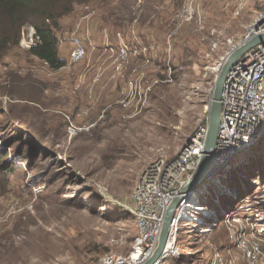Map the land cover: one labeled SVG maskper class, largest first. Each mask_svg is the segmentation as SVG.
Returning <instances> with one entry per match:
<instances>
[{
  "label": "rangeland",
  "instance_id": "obj_1",
  "mask_svg": "<svg viewBox=\"0 0 264 264\" xmlns=\"http://www.w3.org/2000/svg\"><path fill=\"white\" fill-rule=\"evenodd\" d=\"M185 2L79 4L58 30L66 67L50 69L21 44L0 60V124L12 119L25 136L20 166L0 187V235L12 233L15 243L0 264H96L107 253H132L138 230L124 204L138 177L160 155L175 157L204 122L218 74L212 68L262 6L249 0L235 16L237 0H208L202 29L183 23L169 38V21ZM125 42L138 51L128 63L119 58ZM78 45L87 54L72 64ZM28 139L38 148L30 161ZM263 173L264 135L211 179L219 187L201 193L213 203L227 189L240 196L258 189ZM224 235L222 227L207 239ZM207 239L181 229L176 263L210 261Z\"/></svg>",
  "mask_w": 264,
  "mask_h": 264
},
{
  "label": "built area",
  "instance_id": "obj_2",
  "mask_svg": "<svg viewBox=\"0 0 264 264\" xmlns=\"http://www.w3.org/2000/svg\"><path fill=\"white\" fill-rule=\"evenodd\" d=\"M206 1L186 0L182 9L170 19L167 36L171 38L176 35L183 23H195L197 30L202 29L206 19ZM248 2L237 0L234 15H241ZM26 28L28 32L20 44L30 49L38 36L33 25ZM245 29L242 35L227 40V48L212 68L214 72L218 73L227 58L243 43L264 34V0ZM137 52L125 42L119 58L128 63L130 56ZM86 54L85 46H76L70 53V63H79ZM211 100L212 97L205 106L204 122L196 127L179 153L175 157L162 154L151 161L138 177L129 201L124 204L132 213L138 230L132 253L128 256L107 253L96 264L145 262L157 248L165 213L176 198L182 200L176 208L171 236L155 264H163L169 258L182 254L179 245L181 229L207 239V235L217 233L222 227L225 234L223 239L217 243L207 239L212 249L209 264H264V186L240 196L235 191L229 194L227 189L223 197L212 199L214 203H208L211 200H206V195L203 196L200 190L202 186H212V178L219 176L237 154L256 146L264 135V43L246 51L228 70L222 90L221 123L212 166L199 186L185 191L204 154ZM217 181L212 189L221 183ZM197 192L199 194L196 195ZM230 196L237 199L236 203L225 207L222 200ZM2 220L0 218V223Z\"/></svg>",
  "mask_w": 264,
  "mask_h": 264
},
{
  "label": "trees",
  "instance_id": "obj_3",
  "mask_svg": "<svg viewBox=\"0 0 264 264\" xmlns=\"http://www.w3.org/2000/svg\"><path fill=\"white\" fill-rule=\"evenodd\" d=\"M92 1L94 0H0V60L20 44L23 27L33 25L38 39L28 50V55L43 61L52 70L66 67L68 59L62 52L58 30L61 28L63 18L69 16L76 5ZM10 123H13L12 119H6L5 123L0 124V187L6 186L10 176L20 166L18 162L24 157L21 147L25 138L23 131L14 129L16 124L11 126ZM28 140L30 141L24 145L28 146L26 157L30 161L35 157L38 148L33 145V140L36 139ZM37 140L42 138L39 137ZM261 185L264 186V173ZM11 236L10 232L0 235V254H6L15 246V243L9 244L13 241ZM193 261L191 259L189 263ZM164 263L177 264L174 257ZM202 264H209L208 258L207 261L203 260Z\"/></svg>",
  "mask_w": 264,
  "mask_h": 264
},
{
  "label": "water",
  "instance_id": "obj_4",
  "mask_svg": "<svg viewBox=\"0 0 264 264\" xmlns=\"http://www.w3.org/2000/svg\"><path fill=\"white\" fill-rule=\"evenodd\" d=\"M264 43V34L256 35L250 40L243 43L238 49H236L223 63L219 70L215 86L212 94V100L209 107V121L208 131L205 139L204 154L194 171L189 183L187 184L185 191H189L192 188L199 186L206 178L208 171L210 170L213 162V153L215 150L218 131L221 123L222 104L221 96L225 82V78L230 67L249 49L252 47ZM182 198H176L174 202L167 209L163 226L160 234V239L157 248L145 262L142 264H155L163 254L171 234L172 222L176 212V208L181 202Z\"/></svg>",
  "mask_w": 264,
  "mask_h": 264
},
{
  "label": "bare ground",
  "instance_id": "obj_5",
  "mask_svg": "<svg viewBox=\"0 0 264 264\" xmlns=\"http://www.w3.org/2000/svg\"><path fill=\"white\" fill-rule=\"evenodd\" d=\"M230 168V167H229ZM225 175V174H224ZM216 178V177H215ZM229 178V177H228ZM219 179H221V178H219ZM223 179V178H222ZM226 180V179H225ZM228 180V179H227ZM223 181V180H222ZM215 183H217V182H215ZM213 186V185H212ZM223 186V185H222ZM203 188H200V190H202V189H205V187L204 186H202ZM219 187V186H218ZM226 187V186H225ZM208 190H209V188H207ZM229 194L230 193H232V191L231 190H229V192H228ZM197 194H199L198 192L196 193V195ZM221 195H219V194H216V196L215 197H220ZM223 197V196H222ZM221 198V197H220ZM208 203H211V202H209L208 201ZM170 236H171V234H170ZM170 238V237H169ZM172 241H174L173 239H172ZM136 256L138 257V254L136 253ZM162 256V255H161Z\"/></svg>",
  "mask_w": 264,
  "mask_h": 264
}]
</instances>
